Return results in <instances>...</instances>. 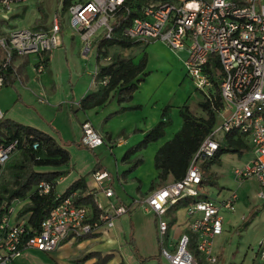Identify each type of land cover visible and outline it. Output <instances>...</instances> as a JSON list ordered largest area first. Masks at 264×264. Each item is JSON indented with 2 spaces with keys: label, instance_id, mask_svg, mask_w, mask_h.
Here are the masks:
<instances>
[{
  "label": "built area",
  "instance_id": "1",
  "mask_svg": "<svg viewBox=\"0 0 264 264\" xmlns=\"http://www.w3.org/2000/svg\"><path fill=\"white\" fill-rule=\"evenodd\" d=\"M21 1L0 0V13ZM123 1H75L67 7L68 25L81 39V53L85 57L91 54L94 37L99 31L97 38L101 39H114L119 35L144 44L164 40L172 49H186L184 63L187 73L207 99L213 79H217L213 73L214 63L219 64L218 91L222 107L217 114L223 122L216 128L214 125L201 141L181 180L168 181L150 191L138 203L154 214L158 251L169 264H197L191 243L206 263L215 264L216 255L212 246L222 232L220 212L234 210L236 194L232 192L220 202L204 196L200 191L203 175L199 162L214 157L227 135L233 138L239 136L252 147L250 162L234 167L232 176L239 184L247 178L255 179L257 195L264 201V0L147 1L141 7V16L134 17L130 25L118 29L115 15ZM60 32L61 25L56 19L51 21L46 31L8 30L5 37H0V47L5 56L1 68L9 66L14 56L49 53L60 46ZM44 67L40 58L35 64L37 73L43 72ZM93 76H97V71ZM106 80L102 77L98 81L105 87ZM25 142V139L18 141L14 138L0 143V168L10 159L11 153ZM102 142L103 138L91 124L82 123L80 143L94 149ZM32 148H37V144L33 143ZM91 179L94 182L92 189L103 191L111 200L113 190L107 183L109 173L97 169L91 173ZM49 190L50 184L40 181L38 194H46ZM75 196V191L64 197L57 195L55 204L41 221L39 231L23 240V223L10 224L7 214L2 215L0 264H11L22 250L28 248L55 251L64 239L85 237L96 233L102 226L112 227L114 217L129 211L121 203L102 207L94 196L96 208L100 210L94 217L85 205L75 203ZM177 203L184 204L186 208L189 233H180L178 238L173 239L169 235L170 224L166 218L169 208ZM259 246V264H264V241Z\"/></svg>",
  "mask_w": 264,
  "mask_h": 264
},
{
  "label": "rangeland",
  "instance_id": "2",
  "mask_svg": "<svg viewBox=\"0 0 264 264\" xmlns=\"http://www.w3.org/2000/svg\"><path fill=\"white\" fill-rule=\"evenodd\" d=\"M62 1L23 0L12 5L8 11L0 13V23L4 25L3 21L6 20L7 30L46 31L50 27L51 21L56 19L63 29V39L69 46L73 41L70 35L72 30L68 25L67 11H63L61 8ZM75 1L86 2L89 0H71V3ZM1 30L0 26V37H5L6 31L2 33ZM97 34L99 36L100 31ZM97 34L95 39L98 37ZM116 49L121 52V56L132 58L134 63L145 57L144 71L149 72L143 77L144 80L140 82L133 93L132 100L123 104L125 109L118 108L116 97H113L104 108H99L97 112L95 110L74 111V108L68 111L64 107L65 100H69V97H78L80 91L89 89L91 78L86 71L92 72L94 68L95 46L92 47L91 54L86 57L82 55L83 59L70 57L72 64L70 76L68 71H65L64 67H67L65 62H63V66L61 56L56 55L55 65L58 75L50 76L54 84L51 83V78H48L47 75L46 81L43 82L48 107L42 108L35 103V95L39 93L38 87L41 85L39 84L40 78L37 79V77H42L41 81L45 78V70L43 73H37L35 69V64L39 59L36 54H29L28 57H25L29 61L26 65V70L29 73L28 89L32 92L23 91L17 83L15 85L18 86V90L22 94L23 103L25 102L26 106H38L39 111L46 117L44 125L47 126L49 132L62 146H69L68 149L72 156L69 168L72 167V170L70 176L66 177V181L71 176L79 174L83 175L86 182H89L90 166L106 168L110 177H113L110 186L113 190L112 199L109 200L103 191L98 189H92V193L96 199L97 195L101 197L102 207H108L111 203H121L120 200L129 203L134 199L137 205H132L131 212L136 213L137 219L141 221L149 216L138 203L147 195L149 186L154 180L153 155L156 149L180 129L182 124L179 115L180 107L185 104L193 116H201L202 108L199 103L204 101L205 97L187 73L184 63L187 56L186 49H172L164 40L159 39L149 41L147 44L137 43L130 49ZM119 52L114 53L113 56L106 49L101 58L102 61L99 63L112 61L115 57L120 56ZM2 59L3 57H0V60ZM9 89L13 90L14 97L18 100L14 85L0 87V91L3 92ZM56 102H60V105ZM162 113L165 115L161 116ZM203 113L205 116L204 111ZM86 118L104 138L102 144L94 149L78 146L80 122ZM161 118L168 121L164 129V137L142 145L136 152L130 153L125 161H122L126 151L137 145L143 139L145 132L150 130ZM215 119L216 128L223 122V119L220 114H216ZM108 135L111 138L109 140L106 138ZM225 141L223 138L220 145L224 146ZM248 147L250 149L241 155L230 151L221 154L220 167L217 166L218 163L209 160L205 161L208 164L199 162L203 175V183L200 187L202 194H205L210 200L220 202L225 200L230 193H236L234 210L220 212L223 219L222 232L214 239L212 246L216 255L215 264H259L260 262L258 250L260 242L264 241V201L257 195L255 179L247 178L237 185L232 176L234 167H241L252 158V147L250 145ZM16 151L15 149L12 152L13 155L17 154ZM139 156L142 158L141 163L139 166L133 167L134 161ZM8 176L9 171L6 166L1 167L0 183L7 182ZM176 207L166 220L172 229L176 228L184 232L187 228L186 208L179 205ZM186 232L189 233L187 230ZM138 235L140 237L142 231H136L135 236L138 237ZM153 244L155 249L151 254L155 255L146 261H153L154 264H169L163 256L158 254L155 241ZM191 249L198 264H208L204 261L202 254L196 252L193 245ZM19 256L23 264H53L54 262L47 251L33 248L22 250Z\"/></svg>",
  "mask_w": 264,
  "mask_h": 264
},
{
  "label": "trees",
  "instance_id": "3",
  "mask_svg": "<svg viewBox=\"0 0 264 264\" xmlns=\"http://www.w3.org/2000/svg\"><path fill=\"white\" fill-rule=\"evenodd\" d=\"M147 1L155 0H124L122 6L115 15L116 27L119 29L128 26L131 24L130 22L134 17L141 16V7L147 3ZM70 3L71 0H63L61 5L62 10L66 11ZM116 36L114 39H101L98 52L102 47L106 48L117 45L119 48L130 49L137 43H140L138 41H129L123 37H118L119 35ZM0 57H3V59L0 60L2 86L12 85L13 70L11 64L6 66V68H1V64L5 57L1 47ZM41 61L46 65L48 62V55L42 56ZM145 63V57L135 64L130 58L115 57L105 66L97 65L98 78L106 77L107 84L100 94H87L86 97L80 101L79 107L88 109L96 105H101L108 99V94L111 91L116 92L118 103L131 99L132 93L136 90L138 84L144 80L143 77L147 75V72H144ZM219 70V64L215 62L213 73L217 79H213L209 98H205L204 101L199 103L202 111L205 112V117L193 116L189 111V107L183 104L179 109V115L182 121L180 129L176 131L170 139L158 147L155 152L153 156V165L156 171V185L163 186L167 183L168 178H172L174 181L182 179V176L185 174L190 164V160L198 150L199 144L215 125L216 114L222 107L219 95L220 92L218 91ZM164 115L165 113H162L161 116ZM167 123L168 121L163 118L157 121V124L144 134L143 139L137 145L126 151L122 161H125L130 153L136 152L142 145L164 137V129ZM14 138L18 139V141L25 139L26 142L16 148L17 154L13 155V153H11L10 159L4 165L7 171H9V174L13 176V179L11 178V181L0 183V217L2 216L4 211L3 207L5 205L8 207L13 199H23L28 196L30 199L29 203L17 212L19 217L29 214L27 221L23 224L24 233L21 235V240H23L39 231L41 221L48 215V211L55 204L57 199L56 192L54 191V186L56 184L55 180L65 173L60 170L43 172L35 170L34 168H53L67 165L70 160V154L61 147L53 137L49 136L44 131L27 125L18 124L10 119L0 120V143L7 142L9 139ZM225 140L224 146H219L220 149L216 152L214 157L210 158V162L219 163V157L226 151L241 155L248 149L246 141L239 136L238 138H233L232 135H227ZM33 143L37 144V148H32ZM78 146L81 147L84 145L79 143ZM141 161V156L137 157L132 166H139ZM40 181H45L50 184L48 193L38 194ZM153 186L152 184L151 188H153ZM73 191L76 192L75 203L78 205H85L90 210V213L94 217H97L100 210L96 208L94 196L88 191L83 176L74 180L68 189L60 196L64 197ZM190 247H192V243ZM109 259V255H96V261L92 264H106ZM83 260L84 258L73 259L74 262ZM141 262H143V260H141ZM117 264L125 263L121 261Z\"/></svg>",
  "mask_w": 264,
  "mask_h": 264
},
{
  "label": "crops",
  "instance_id": "4",
  "mask_svg": "<svg viewBox=\"0 0 264 264\" xmlns=\"http://www.w3.org/2000/svg\"><path fill=\"white\" fill-rule=\"evenodd\" d=\"M170 1L175 2L178 0H170ZM3 22L5 24L2 25V23H0V26L2 28V30H1L2 33H5V31L6 32L8 31L7 30L8 27L6 26L7 21L4 20ZM70 35H71V38L73 41L68 46L65 43V40L63 39L64 38L63 37V29L61 27V32H60L61 44H60V46L49 51V53H47V54H42L41 56L37 55L39 57V59L44 55H48V62L44 67V69H45L44 77L45 78L43 81H41L42 77H40V76L37 77V79L40 78L39 84H41V85L38 87L39 93L35 95V98H36L35 103L42 108L48 107L47 106L48 100L45 97L44 85H43L44 83L43 82L46 81L47 76L49 78L50 76L52 77L53 74L58 75L56 65H55L56 55L61 56L63 66H64L63 62H65L67 67H64V68H65V71H68L69 76L72 73V68H71L72 64L70 63V57L72 56V58L74 57L76 59L80 57L81 59H83L82 58L83 53H81V49H82L81 39H79L78 35L73 33V32H71ZM100 40H101V38L95 39L93 42V45H92V47L95 46V50H94L95 65H94V68H93L92 72L86 71L87 75L90 76V78H91L90 87L88 90L80 91L79 95H77L78 97H74V98L69 97L70 98L69 100H65L64 107L68 111H71V109L74 108V111H80L81 110V111L85 112V111H91V110L94 111L95 110L97 112L99 108H104L105 106H107L113 97H116V102H117L116 92L111 91L108 94L109 95L108 99L103 104L96 105L93 108H88V109H82L79 107L80 101L84 97H86L87 94H93L94 93V94L98 95L101 93L102 89L104 88V86L99 84L98 80L100 78H98V76H96L97 78L94 77L93 74H94V72L97 71L96 68L98 69L97 65L105 66L106 64L109 63V62L99 63L102 61L101 58L103 57L105 50L108 49V53L111 52V55L113 54V56H114V53L116 54L119 52V51H117L116 48H118V49L121 48V47L119 48L117 45H112V46H109L106 48L102 47L100 49V51L98 52V46H99ZM92 47H91V51H92ZM121 49L123 50L124 48H121ZM91 51H90V53H91ZM120 53L121 52H119V55H120ZM25 57H28V55H23L20 57L14 56L12 58V61H11V67L13 70L12 85H14V87L17 90L18 100L15 99L14 92L12 89H9L7 91L4 90V92L0 91V114L2 115L0 117V120L10 119L14 122H17L18 124L27 125V126L35 128V129H39V130L47 133L49 136L53 137L54 140H56L55 136L49 132L47 126L44 125V121H45L46 117L42 114V112L39 111L38 106H36V107H33L31 105L26 106L24 104L25 102L23 103V101H22L23 100L22 96H21L22 94H20V92L18 90V86L22 87L23 91L24 90L31 91L30 89H28V85H29L28 84L29 83L28 74L29 73L26 70V65L28 64L29 61ZM119 57H123V56L120 55ZM123 58L128 59L130 57H123ZM130 59L132 60V58H130ZM132 62H133V60H132ZM144 72H146V71H144ZM148 73L149 72H147V74ZM93 78H95V79L93 80ZM15 83H17L18 86H16ZM51 83H53L52 78H51ZM139 84H138V86H139ZM138 86H137V88H138ZM53 88H54V85H53ZM133 95H132L131 99H129V100L122 101L121 103L117 102L118 108L119 109H125V106L123 104L131 101L133 98ZM65 98H67V97H65ZM56 103H58V105H60V102H56ZM49 107L51 108V105ZM198 117H202V118L205 117L203 111L201 113V116H198ZM83 122H87V123L91 124L93 126V128L96 129L94 127V125L88 120V118L84 119L83 121L80 122L81 130H80L79 138L81 137L82 123ZM97 132L99 133V131H97ZM106 138H108V140L111 139L110 135L106 136ZM103 140H104V138H103ZM56 142L61 147H63V148L65 147V146H62L58 140H56ZM246 145L248 147L249 144L246 143ZM68 147L69 146L65 147L64 149L66 151H68V153L70 154ZM157 149H156V151H157ZM249 149H250V147H248L247 151ZM71 158H72V156L70 154V160L67 163V165H63V166H59V167H53V168H51V167L34 168L35 170H38V171L40 170L43 172H51L53 170H60V171L65 172L62 176L58 177L55 180L56 184L54 186V191L56 192V195H61L66 189H68V187L73 183L74 180L83 176V175L75 174V175L71 176L70 179H68L66 181V177H68V175L70 176V174H71L70 171L72 170V167L69 168V165H71ZM219 160H220V157H219ZM250 160H249V162H250ZM205 163H207V162H205ZM217 166L220 167L221 162H219ZM90 167H91V170H90L89 182H86L84 180L86 182L88 191H90V190L92 191V188L94 186V182H92V179H91V173H93L97 169L102 168V167H93V165ZM102 169L106 170V168H104V167ZM155 175H156V171L154 174V180L151 182L147 194L150 191L154 190L155 188L160 187L159 185L155 184V182H156ZM8 177H9L8 181H11V178L13 176H11L9 174ZM168 181H172V178H168ZM168 181H167V183H168ZM112 182H113V177L111 176L110 180H108L107 183L109 186H111ZM152 184L154 186L151 189ZM237 185H240V184L237 183ZM255 187H256V183H255ZM203 195L206 196L205 194H203ZM96 200L99 204H101V205L103 204V201L99 195H97ZM29 201H30V199L28 196H26L23 199H20V198L19 199L18 198L13 199L12 202L10 203V205H8V207H7V205H5L3 207L4 211H3L2 215L7 214L10 224H13L16 222L24 224L27 221L29 214L19 217L17 215L18 214L17 212L23 206H25L27 203H29ZM119 202H121V204L127 206V208L129 209L127 214L114 217L113 222H112V224H113L112 227L102 226L96 233L85 235V237L64 239L55 251L47 252L53 258V260H54L53 264H92L93 262L96 261V255H100V254L102 256H105V255L110 256V259L106 262V264H117L121 261L124 262L125 264H154L153 261H150V260L146 261L152 255H155V254H151V253H153L152 251H154V249H155L154 244H153L154 241L156 242V246L159 249L158 239L156 236V222H155L154 214L144 208V212L149 216H147L144 220L140 221L137 219V214L131 212L133 209L132 205H134V204L137 205V202L134 199L129 203H124L121 200ZM177 205L184 207V204H181V203H177V204L171 206L168 210L167 217L172 215V213H173L172 211H175L174 209L177 208L176 207ZM186 221H187V219H186ZM186 226L188 227V221L186 222ZM138 230L142 231V235L140 236L141 238L139 237V235H138V237L135 236L136 231H138ZM186 230H187V228H186ZM186 230L184 232H182V231L177 230L176 228L172 229L171 225H170L169 235L172 236L173 239H175V238L179 237L180 233H185ZM151 242H152V245H151ZM158 254L160 255V251L158 252ZM82 258H84L83 261H80V262H74L73 261V259H82ZM140 259L143 260V262H141ZM11 264H23V261L20 258L19 254L14 258V260Z\"/></svg>",
  "mask_w": 264,
  "mask_h": 264
}]
</instances>
